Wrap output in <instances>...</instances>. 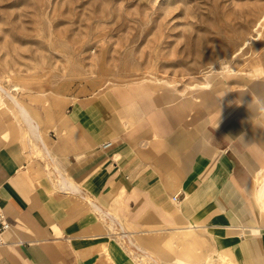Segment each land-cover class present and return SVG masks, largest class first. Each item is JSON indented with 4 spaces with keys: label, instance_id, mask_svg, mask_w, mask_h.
<instances>
[{
    "label": "rangeland",
    "instance_id": "obj_1",
    "mask_svg": "<svg viewBox=\"0 0 264 264\" xmlns=\"http://www.w3.org/2000/svg\"><path fill=\"white\" fill-rule=\"evenodd\" d=\"M263 16L264 0H0V86L28 109L41 141L28 139L1 92L0 148H22L38 165L31 160L45 161L44 147L54 152L51 135L64 131L68 106L100 103L132 151L138 180L153 182L172 203L176 193L192 194L212 168L194 149L202 132L237 118L241 99L264 107V88L253 94L245 86L264 71ZM212 76H219L214 89L226 81L232 90L209 110L158 91L200 93ZM97 202L116 220L114 234L130 232L95 240H110L120 264H236L229 230L187 228L186 240L177 234L162 246L166 236L137 232L189 224L168 216L167 226L141 227L122 195ZM109 221L98 215L97 232L106 233Z\"/></svg>",
    "mask_w": 264,
    "mask_h": 264
},
{
    "label": "crops",
    "instance_id": "obj_2",
    "mask_svg": "<svg viewBox=\"0 0 264 264\" xmlns=\"http://www.w3.org/2000/svg\"><path fill=\"white\" fill-rule=\"evenodd\" d=\"M259 76L245 85L253 94L264 88ZM224 83L221 89L212 85L200 93L158 91L174 96L172 101L187 99L209 110L211 101L232 90ZM240 92L236 96L241 99ZM252 102L251 107L241 99L233 108L237 118L202 132L194 149L212 168L196 191L184 197L176 193L174 203L129 168L132 151L100 103L68 106L64 131L59 138L51 135L54 152L44 147L47 166L39 158L31 160L39 166H30L29 153L22 148H0V207L11 223L0 244V264H120L110 240L95 242L112 235L125 240L130 234L123 227L114 234L116 220L97 202L118 195L133 218L141 216V227L167 226L168 216L178 225L189 224L137 232L166 236L162 246L170 245L177 234L179 240L187 228L226 229L232 232L228 246L238 262L264 264V107L257 98ZM89 204L92 211L85 212ZM98 215L110 220L103 225L106 233L97 232ZM232 253L228 251L234 257Z\"/></svg>",
    "mask_w": 264,
    "mask_h": 264
},
{
    "label": "bare ground",
    "instance_id": "obj_3",
    "mask_svg": "<svg viewBox=\"0 0 264 264\" xmlns=\"http://www.w3.org/2000/svg\"><path fill=\"white\" fill-rule=\"evenodd\" d=\"M263 21H264V16H263ZM252 39H253V41L256 40V38H254V37H252ZM233 57H235V56H233ZM224 63H226V62H224ZM257 73H258V71L256 69L254 75H256ZM217 77H219V76H212L211 78H209L205 83V88L211 87L215 83ZM259 77L264 78V73L260 74ZM1 92L4 93V95L11 101V105L16 108L17 113L19 115V118L22 120V122L24 123V126L27 129V130L26 129L25 130L28 131L27 133L31 134L35 138L36 137L35 134H36V130H37L38 126H37V124H35L36 122L34 123L32 121V117H31L28 109L22 104H20V105L17 104L18 101L15 100V97L9 91L5 90L3 87L0 86V94H1ZM31 138H33V137H31ZM35 139L38 143H41V141L38 137Z\"/></svg>",
    "mask_w": 264,
    "mask_h": 264
},
{
    "label": "built area",
    "instance_id": "obj_4",
    "mask_svg": "<svg viewBox=\"0 0 264 264\" xmlns=\"http://www.w3.org/2000/svg\"><path fill=\"white\" fill-rule=\"evenodd\" d=\"M110 146V143L104 144L102 147L107 148ZM11 223L9 222L7 216L5 215L3 209L0 207V244L2 243L3 234L10 230Z\"/></svg>",
    "mask_w": 264,
    "mask_h": 264
}]
</instances>
